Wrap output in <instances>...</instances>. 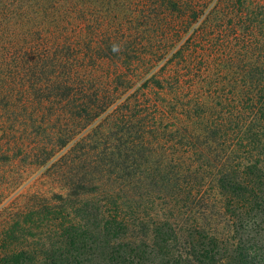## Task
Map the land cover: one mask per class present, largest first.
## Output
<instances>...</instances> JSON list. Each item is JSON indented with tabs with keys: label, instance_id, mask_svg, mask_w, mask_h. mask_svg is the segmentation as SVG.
Segmentation results:
<instances>
[{
	"label": "trees",
	"instance_id": "1",
	"mask_svg": "<svg viewBox=\"0 0 264 264\" xmlns=\"http://www.w3.org/2000/svg\"><path fill=\"white\" fill-rule=\"evenodd\" d=\"M7 166L0 264H264V0H0Z\"/></svg>",
	"mask_w": 264,
	"mask_h": 264
},
{
	"label": "rangeland",
	"instance_id": "2",
	"mask_svg": "<svg viewBox=\"0 0 264 264\" xmlns=\"http://www.w3.org/2000/svg\"><path fill=\"white\" fill-rule=\"evenodd\" d=\"M8 167V166H7ZM8 167L7 170L5 169H0V172L5 171V175L9 176L11 174H15L16 171ZM13 184H3L1 187V190L5 193V200L4 202H9L10 199L16 198L19 196L26 195L28 192H33L36 190H44V191H59V189H54L52 188V184L50 181H45L40 177L39 173H32L29 176H25V178H18L16 181L13 180Z\"/></svg>",
	"mask_w": 264,
	"mask_h": 264
}]
</instances>
